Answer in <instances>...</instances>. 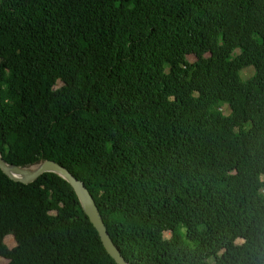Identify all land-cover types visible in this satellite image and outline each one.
Wrapping results in <instances>:
<instances>
[{
  "label": "trees",
  "instance_id": "obj_1",
  "mask_svg": "<svg viewBox=\"0 0 264 264\" xmlns=\"http://www.w3.org/2000/svg\"><path fill=\"white\" fill-rule=\"evenodd\" d=\"M0 155L128 264H264V0H0ZM0 259L116 264L1 170Z\"/></svg>",
  "mask_w": 264,
  "mask_h": 264
},
{
  "label": "water",
  "instance_id": "obj_2",
  "mask_svg": "<svg viewBox=\"0 0 264 264\" xmlns=\"http://www.w3.org/2000/svg\"><path fill=\"white\" fill-rule=\"evenodd\" d=\"M0 170L14 182L25 185L35 182L45 173H55L65 179L78 196L85 214L97 230L108 254L116 264H128L120 250L114 245L100 211L84 182L75 177L67 168L54 161H45L31 168H21L7 164L0 155Z\"/></svg>",
  "mask_w": 264,
  "mask_h": 264
},
{
  "label": "rangeland",
  "instance_id": "obj_3",
  "mask_svg": "<svg viewBox=\"0 0 264 264\" xmlns=\"http://www.w3.org/2000/svg\"><path fill=\"white\" fill-rule=\"evenodd\" d=\"M238 54V51H235L232 56H236ZM191 61H194L193 58H190ZM254 75V68L250 67V68H246L241 72V78L243 80H248L250 78H252ZM223 111L226 115L230 114L229 108L227 106H223ZM165 237L168 239L171 237L170 233H166ZM5 243L7 244V246L9 248H14L15 247V241L13 239V237L9 236L5 239ZM8 262L4 259H0V264H7Z\"/></svg>",
  "mask_w": 264,
  "mask_h": 264
}]
</instances>
